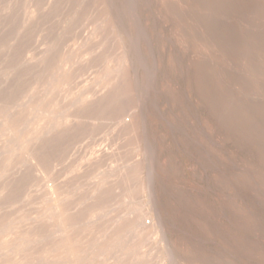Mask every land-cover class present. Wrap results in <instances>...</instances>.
Returning a JSON list of instances; mask_svg holds the SVG:
<instances>
[{"label":"rangeland","instance_id":"obj_1","mask_svg":"<svg viewBox=\"0 0 264 264\" xmlns=\"http://www.w3.org/2000/svg\"><path fill=\"white\" fill-rule=\"evenodd\" d=\"M0 264H264V0H0Z\"/></svg>","mask_w":264,"mask_h":264},{"label":"bare ground","instance_id":"obj_2","mask_svg":"<svg viewBox=\"0 0 264 264\" xmlns=\"http://www.w3.org/2000/svg\"><path fill=\"white\" fill-rule=\"evenodd\" d=\"M69 85V84H68ZM66 88V87H65ZM11 116H13V115H11ZM11 116H10V118H11ZM10 118H8V119H10ZM8 119L7 120H5V121H7V122H9L8 121ZM8 124V123H7ZM9 125V124H8ZM16 126V125H15ZM3 127H4V134L5 133H7V132H9V130H8V128L3 124ZM17 127V126H16ZM31 128V127H30ZM13 130V129H12ZM143 216H145V215H143ZM141 218V217H140ZM143 219V218H142ZM144 221V220H143ZM62 223V222H61ZM60 223V224H61ZM151 230V229H150ZM149 239V238H148Z\"/></svg>","mask_w":264,"mask_h":264}]
</instances>
